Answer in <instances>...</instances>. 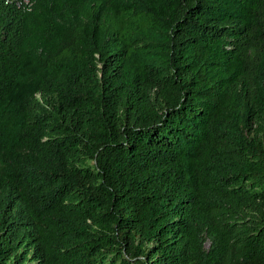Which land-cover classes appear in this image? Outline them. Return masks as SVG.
<instances>
[{
    "label": "trees",
    "instance_id": "obj_1",
    "mask_svg": "<svg viewBox=\"0 0 264 264\" xmlns=\"http://www.w3.org/2000/svg\"><path fill=\"white\" fill-rule=\"evenodd\" d=\"M264 0H0V264H264Z\"/></svg>",
    "mask_w": 264,
    "mask_h": 264
},
{
    "label": "rangeland",
    "instance_id": "obj_2",
    "mask_svg": "<svg viewBox=\"0 0 264 264\" xmlns=\"http://www.w3.org/2000/svg\"><path fill=\"white\" fill-rule=\"evenodd\" d=\"M263 128L255 127V133L258 132L261 139H264V134L262 133Z\"/></svg>",
    "mask_w": 264,
    "mask_h": 264
},
{
    "label": "built area",
    "instance_id": "obj_3",
    "mask_svg": "<svg viewBox=\"0 0 264 264\" xmlns=\"http://www.w3.org/2000/svg\"><path fill=\"white\" fill-rule=\"evenodd\" d=\"M27 0H25V2H26Z\"/></svg>",
    "mask_w": 264,
    "mask_h": 264
}]
</instances>
